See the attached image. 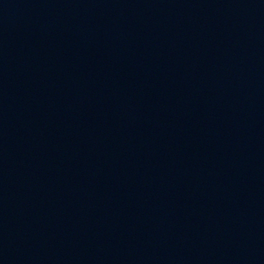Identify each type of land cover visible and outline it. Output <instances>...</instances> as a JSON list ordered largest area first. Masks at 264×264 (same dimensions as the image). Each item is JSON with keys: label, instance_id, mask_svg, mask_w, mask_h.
<instances>
[{"label": "water", "instance_id": "water-1", "mask_svg": "<svg viewBox=\"0 0 264 264\" xmlns=\"http://www.w3.org/2000/svg\"><path fill=\"white\" fill-rule=\"evenodd\" d=\"M0 264H264V0H0Z\"/></svg>", "mask_w": 264, "mask_h": 264}]
</instances>
